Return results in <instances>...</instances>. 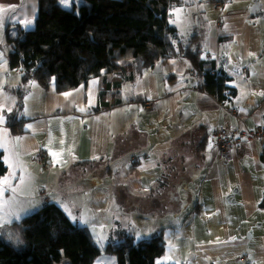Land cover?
Returning <instances> with one entry per match:
<instances>
[{
  "label": "crops",
  "instance_id": "0c3cea01",
  "mask_svg": "<svg viewBox=\"0 0 264 264\" xmlns=\"http://www.w3.org/2000/svg\"><path fill=\"white\" fill-rule=\"evenodd\" d=\"M0 8V142L11 147L18 139L15 150L31 174L17 207L32 213L47 202L60 205L101 249L94 264H118L106 247L121 230L137 240L162 233L166 248L156 264H264V137L242 142L223 160L210 132L229 118L234 129L264 126V0H185L173 10L180 38L202 33L193 47L229 77L230 100L200 90L186 62L170 59L162 72L147 69L122 83L123 102L102 110L101 77L67 91L24 87L9 67L6 39L23 27L18 18L34 17L27 29L36 26L39 0H0ZM17 111L15 127L8 121ZM43 149L47 167L36 160ZM131 155L139 160L129 162ZM6 165L4 176L12 171ZM11 219L0 223V237L16 233Z\"/></svg>",
  "mask_w": 264,
  "mask_h": 264
},
{
  "label": "trees",
  "instance_id": "16d2710c",
  "mask_svg": "<svg viewBox=\"0 0 264 264\" xmlns=\"http://www.w3.org/2000/svg\"><path fill=\"white\" fill-rule=\"evenodd\" d=\"M184 1L76 0L66 8L60 0H39L36 26L16 25L15 35L7 36L9 67L19 71L24 87L55 85L59 91L102 77V106L97 108L102 110L123 102L122 83L135 82L159 62L163 66L170 59H181L195 75L197 87L225 103L234 88L224 72L215 74L216 60L193 47L202 33L195 32L187 40L179 37L172 15ZM180 78L167 75L171 82ZM24 92H20L21 102ZM106 93L115 97L114 105L105 101ZM17 113L9 115V125L16 127L21 120ZM7 170L0 155V177ZM13 228L22 243L0 237V264H94L101 254L89 229L75 224L54 202L22 217ZM165 248L162 233L137 240L133 233L121 230L110 234L106 251L117 256L118 264H156Z\"/></svg>",
  "mask_w": 264,
  "mask_h": 264
},
{
  "label": "snow or ice",
  "instance_id": "6c2138e0",
  "mask_svg": "<svg viewBox=\"0 0 264 264\" xmlns=\"http://www.w3.org/2000/svg\"><path fill=\"white\" fill-rule=\"evenodd\" d=\"M76 2V0H73ZM82 2V0H81ZM62 6L67 7L69 0H60ZM14 10V9H13ZM0 11H3V8H0ZM18 22L23 25L24 28L31 27L34 23L33 18H27L26 16L23 19L18 18ZM68 95V94H66ZM243 95V93H242ZM264 95V93H261ZM11 108H7V111L11 112ZM0 111H3V107L0 106ZM84 111V109H81ZM4 120L3 116H0V123ZM31 127V125H29ZM12 146L9 147L7 141L0 142V148H4L8 151V155L2 157V159L8 164L9 168L12 171L9 172L7 176L0 177V223H11L12 217H14L17 221H19L23 216L28 215L31 211L30 208H23L22 206L17 207V194L22 192L23 189L30 183L31 174L27 171L26 167L23 165L22 161L19 158V154L15 150V146L18 143V139L11 142ZM53 156H58V153L53 152ZM59 162V161H57ZM16 169H19L21 174L17 177ZM13 180H18V183L14 186L12 184ZM5 193H10V195L6 198ZM73 220H76V217H72ZM9 239L16 241L17 243H22L19 239V235H9ZM103 237L97 236V241L102 243ZM165 259H171V257H166Z\"/></svg>",
  "mask_w": 264,
  "mask_h": 264
},
{
  "label": "built area",
  "instance_id": "2783aa9c",
  "mask_svg": "<svg viewBox=\"0 0 264 264\" xmlns=\"http://www.w3.org/2000/svg\"><path fill=\"white\" fill-rule=\"evenodd\" d=\"M233 113H236V109L231 110ZM231 124H228L223 127L215 128L211 134L212 143L217 153L220 155L221 159L227 160L230 157V153L233 149H239L241 143L245 140H241V138H246L248 141H254L258 139H262L264 137V126L258 125L246 130H239L230 128ZM232 135H238L240 137L239 141H234L231 137ZM37 162H39L42 166L47 167L49 164V156L47 151L44 149L41 150L36 156ZM139 160V157L136 155H131L128 157V161L131 163H135Z\"/></svg>",
  "mask_w": 264,
  "mask_h": 264
},
{
  "label": "bare ground",
  "instance_id": "6f19581e",
  "mask_svg": "<svg viewBox=\"0 0 264 264\" xmlns=\"http://www.w3.org/2000/svg\"><path fill=\"white\" fill-rule=\"evenodd\" d=\"M216 6H225V4L227 3V0H213L212 1ZM215 74H218V73H221V71L219 70V69H216L215 71ZM227 91V90H226ZM214 96V95H213ZM216 98L219 100V102H221V103H223L219 98H218V96H216ZM228 124H231V119L229 118L228 120H227V123L225 124V125H215V126H213V128L211 129V134H212V132H213V130L215 129V128H218V127H223V126H226V125H228ZM232 138H233V140L234 141H239L240 140V137L238 136V135H232L231 136ZM241 140H245L246 141V138H241ZM219 155V154H218ZM219 157H220V155H219ZM221 158V157H220Z\"/></svg>",
  "mask_w": 264,
  "mask_h": 264
},
{
  "label": "rangeland",
  "instance_id": "374dc122",
  "mask_svg": "<svg viewBox=\"0 0 264 264\" xmlns=\"http://www.w3.org/2000/svg\"><path fill=\"white\" fill-rule=\"evenodd\" d=\"M71 2H72V0H69V3H68V6L66 7V8H71ZM65 7V6H64ZM35 27V26H34ZM33 27V28H34ZM183 35H186V32H183ZM102 78V77H101ZM102 80H103V78H102ZM127 84H125V86H126ZM38 98V97H37ZM121 98H123V94L121 93ZM111 101V104H115L116 102H114L115 101V97L113 96V95H110V97H109V102ZM113 102V103H112ZM118 103V102H117ZM150 104V103H149ZM165 189H166V187L164 186L162 189H161V195H164L163 194V192L165 191ZM9 235H13V234H8V235H5L4 236V238L5 239H7L8 241H11V242H15V243H17L16 241H14V240H12V239H9ZM14 236V235H13ZM1 237H3V236H1ZM19 239H20V237H19Z\"/></svg>",
  "mask_w": 264,
  "mask_h": 264
},
{
  "label": "water",
  "instance_id": "95a60500",
  "mask_svg": "<svg viewBox=\"0 0 264 264\" xmlns=\"http://www.w3.org/2000/svg\"><path fill=\"white\" fill-rule=\"evenodd\" d=\"M154 71L155 72H162L163 71L161 62H159L157 64V66L154 68Z\"/></svg>",
  "mask_w": 264,
  "mask_h": 264
}]
</instances>
